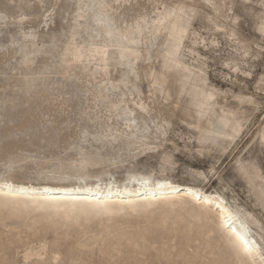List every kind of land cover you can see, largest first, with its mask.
I'll return each instance as SVG.
<instances>
[{
  "label": "rangeland",
  "instance_id": "374dc122",
  "mask_svg": "<svg viewBox=\"0 0 264 264\" xmlns=\"http://www.w3.org/2000/svg\"><path fill=\"white\" fill-rule=\"evenodd\" d=\"M179 19L178 68L166 27ZM202 91L214 95L203 109ZM263 132L264 0H0V182L202 189L252 215L262 256L243 257L191 199L56 207L0 194V264H262Z\"/></svg>",
  "mask_w": 264,
  "mask_h": 264
},
{
  "label": "bare ground",
  "instance_id": "6f19581e",
  "mask_svg": "<svg viewBox=\"0 0 264 264\" xmlns=\"http://www.w3.org/2000/svg\"><path fill=\"white\" fill-rule=\"evenodd\" d=\"M166 29L168 30V35L170 36L167 59L179 68L182 66V63L180 66L178 56L182 47L183 39L188 31V26L179 19L168 24ZM131 52L134 53L135 51ZM129 53L130 52L128 51L125 54ZM198 97L202 99L199 101V107L203 109L206 107L207 102L211 98L213 99L214 95L212 96L207 92L205 94V92L203 93L202 91L198 94ZM226 111L222 113H227L228 115L234 113L229 110ZM231 116L233 117L234 115ZM229 119L227 117H221L219 127L221 129L229 127L231 124L230 120H232ZM239 126L240 125L237 123L234 124L232 127L234 133L237 134L240 130H242ZM217 134L221 135V137H223L222 135H224V137L229 135L221 130H217ZM262 138L264 139V132L262 134ZM141 188L147 189L148 191L144 193L140 190L132 189L102 190L89 186L51 188L46 186H25L10 182H0V194L5 197L11 199L16 198L21 200L27 199L32 201H41L42 203L47 202L56 207L66 205L71 207H104L108 205L136 206L140 204L151 205L166 201L171 202L173 200L191 199L194 203H197L205 208H211L217 212L221 229L232 238L243 257L252 261L262 259L260 246L253 235H251V228L247 218V216L251 217L252 215L246 214L245 216H241L240 212L231 209L223 197L205 193L202 189L190 186L173 185L166 182L161 183L158 186ZM178 190H180L178 193L171 194V192H176ZM102 196L106 197L102 199ZM110 196H113L114 198H110ZM117 196L120 198H116ZM262 264H264V261H262Z\"/></svg>",
  "mask_w": 264,
  "mask_h": 264
}]
</instances>
